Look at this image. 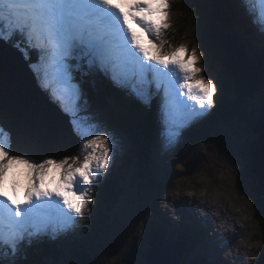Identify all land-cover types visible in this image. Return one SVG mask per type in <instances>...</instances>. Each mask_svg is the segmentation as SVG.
<instances>
[{
    "label": "rangeland",
    "instance_id": "rangeland-1",
    "mask_svg": "<svg viewBox=\"0 0 264 264\" xmlns=\"http://www.w3.org/2000/svg\"><path fill=\"white\" fill-rule=\"evenodd\" d=\"M193 1L195 0H169L167 20L169 26L162 31L160 37V40L164 41L162 51H171L173 48L184 45L187 51L180 52L178 58L187 62L192 48L195 47L199 57L195 66L204 70L202 75L206 79H213L217 83L218 93L215 99L219 101L222 97L221 90L223 92L227 90L226 81L229 80L231 85L233 81L236 85V82L234 76L229 75V68L217 61L211 47L201 40L200 27L185 24L182 8L192 5ZM251 5L252 9L255 7L256 10L261 11V5ZM245 16L248 19L254 17L249 16L248 13ZM260 22L257 19L246 21V26L252 28L250 29L254 38L253 43L256 44L251 47L252 51H256L254 49L264 50V37H261L259 30L254 28ZM131 26L146 43L149 37L144 36L142 28L136 23H132ZM244 30L247 31L246 28ZM255 32L258 36L253 35ZM241 41L244 43V39ZM154 42L159 43L160 41ZM249 53L253 54L251 51ZM77 71H81L82 75ZM73 75L75 77L73 82L80 86L81 96L78 101H74L71 96L65 97L64 106L69 109L66 113L72 120V105L74 102L77 103L79 105L78 115L85 125L86 136L87 126L94 121H99L102 126L122 137L125 148L117 155L115 162L104 174V178L94 187L83 185L81 182V186L88 190L90 202L72 231L61 235L58 239L65 236L86 239L82 245L92 248L90 251L92 250L93 253L85 255L90 264H144L140 253H148L151 249L150 233L159 229L164 231L167 239L177 240L183 235L187 239V248L180 264H193L194 262L196 264H255L261 255V252H258L260 244L262 243L264 247L260 234V227L262 228L264 220V208L263 212L258 211L259 200L264 195L263 191H257L254 188L259 184V180L254 173L251 176L253 166L251 147L257 136L253 132L250 119L255 117L252 120H256L263 116L264 87L250 97L247 105L242 106L241 104L240 107H244V113L242 112L235 118L221 120L204 141L194 143L187 132L190 128L192 130L208 122L212 118L213 111L217 115L224 113L225 110L220 108L221 104L216 108L215 104L203 119L182 128L171 147L165 146L169 127L165 125L161 117L159 109L161 101L160 97H157L158 112L153 116V120L155 121L156 116L158 119L157 123L155 121L156 126L152 127L154 142L150 148L145 149L147 153L145 156L144 152L138 148L135 137L136 130L144 129L145 123L142 121L137 123L134 119L136 114L133 112L130 115L128 109L131 104L132 107L134 105L137 107V109L134 107L136 112L145 113L150 109L151 104L140 103L127 91H118L107 78L90 69L82 60H78L75 66L73 64ZM196 79H199V76ZM106 80L115 90L113 94L121 93V97L126 98L128 107L118 105L115 98L108 100L115 107H106L97 101L105 100L103 98L105 94L99 86L102 88V82L105 85ZM179 81L183 83L182 73L179 74ZM53 85L58 87L55 83ZM183 91L187 92V89ZM186 97L183 98L187 100ZM145 125L147 127V124ZM150 126H152L151 123L147 128L149 129ZM68 150H71L69 156L78 155L82 161L91 149H83L81 141L78 148ZM35 158V162L42 160ZM45 158L60 160L64 157L47 156ZM190 162H200V172L185 174L187 172L185 163ZM115 181L121 186V194L111 205L110 216L102 217L98 212L97 203L102 201L103 189L107 183ZM31 184L48 190L63 189V181L58 170L51 169L40 177L39 174L30 172L25 165L19 164L13 166L7 173L3 190L11 199L23 200L25 190ZM13 186H15V194L12 191ZM107 188L111 187L107 186ZM63 190L71 197L70 192ZM180 200L182 201L179 202ZM188 201V209H182L184 207H181V204ZM231 213L233 218L227 224L226 218L231 216ZM97 215L101 217L97 219ZM92 220H94V228L90 230L88 236L82 234L81 229L83 230L84 225H88ZM219 227H224L223 231L226 234H220L216 229ZM45 239L49 240L45 236L32 245L37 247ZM79 243L81 244V240ZM27 248H33V246ZM23 249L17 255L16 263L26 255ZM78 262L76 259L73 263L79 264Z\"/></svg>",
    "mask_w": 264,
    "mask_h": 264
},
{
    "label": "snow or ice",
    "instance_id": "snow-or-ice-1",
    "mask_svg": "<svg viewBox=\"0 0 264 264\" xmlns=\"http://www.w3.org/2000/svg\"><path fill=\"white\" fill-rule=\"evenodd\" d=\"M240 3L249 16L256 14L249 5H261L259 34L264 37V0ZM169 7V0H0V41L8 43L20 37L26 47L19 41L13 46L26 60H31L28 49L38 51V62L29 67L41 88L65 112L69 111L64 106L65 97L78 101L81 96L80 86L73 82L76 60L86 62L115 88L129 92L142 104L150 105L154 96L160 97L161 117L169 127L165 146L171 147L182 128L203 119L215 106L218 86L195 66L199 61L195 47L187 62L178 58L180 52L187 51L184 45L162 51L164 41L160 37L169 26ZM132 23L149 37L146 43ZM54 83L58 87H53ZM78 113L79 105L74 102L70 133L80 138L83 149H91L82 161L78 155H65L60 160L35 162V157L13 151L11 134L0 125V264L5 260L16 264L22 248L45 236L56 240L71 232L90 202L81 182L94 187L124 150L122 137L99 121L87 126L86 136ZM19 164L40 177L51 169L58 170L63 189L71 197L61 188L48 190L31 184L23 200L11 199L3 190L4 181L9 170ZM12 191L15 194V186Z\"/></svg>",
    "mask_w": 264,
    "mask_h": 264
},
{
    "label": "water",
    "instance_id": "water-1",
    "mask_svg": "<svg viewBox=\"0 0 264 264\" xmlns=\"http://www.w3.org/2000/svg\"><path fill=\"white\" fill-rule=\"evenodd\" d=\"M209 1L213 12L206 26L209 39L224 52L227 66L236 78L237 91L248 99L264 85V62L256 56L247 57L245 48L231 31L229 10L224 1ZM29 64L12 44L0 41V123L11 134L15 152L41 159L70 155L68 149L78 148L81 143L79 137L70 133L71 117L62 109L57 110L56 104L42 91ZM253 132L258 138L251 147L252 168L264 186V117L255 122ZM185 166L186 174L201 170L200 162L185 163ZM151 233V249L147 254L140 253L144 264H180L186 243L179 239L167 240L161 232H154L151 242Z\"/></svg>",
    "mask_w": 264,
    "mask_h": 264
},
{
    "label": "trees",
    "instance_id": "trees-1",
    "mask_svg": "<svg viewBox=\"0 0 264 264\" xmlns=\"http://www.w3.org/2000/svg\"><path fill=\"white\" fill-rule=\"evenodd\" d=\"M226 2L228 3V6L230 8V16L233 20V26H234V24L238 23L237 18L239 17V9L237 7V4L234 3L232 0H226ZM182 11H183L184 19L186 20L185 24L186 25H189V24L197 25L200 27V30L202 32L201 33L202 35H200V37L202 38L201 40L204 42V44L211 47L214 58L227 67L224 52L210 41L209 33L206 29L207 19L210 16V12H211L210 3L207 0H195L193 1L192 5H189L187 8L186 7L182 8ZM237 34H239L238 31H237ZM18 41L21 43V47H26L25 43L22 41L20 37H15L12 41H10V44L14 45ZM28 54L31 57V60H29L30 63L38 62V57H39L38 51L33 50V49H28ZM77 63H78V60L73 61L74 66ZM77 73L82 75L81 71H77ZM226 83H227V86H226L227 90H225L222 93L221 99L219 101H216L217 105L221 104L220 108H223L222 110H225V112L222 113L221 115L214 114L213 112L214 115L212 114L211 116L212 118H210L208 122H206L200 127H197L196 129L194 128L192 130H189V132L187 133H189V136H191V139L194 143L204 141L206 138H208L211 135V133L214 131L215 126L221 120L235 118L239 114H242V112L243 113L245 112L244 107L243 108L240 107L241 103L239 101L235 100V104H234L232 100L233 98L234 99L238 98V97H235V94L237 91L235 85L234 84L231 85L229 80H227ZM102 86H103L102 88L105 90L104 93L106 94L103 97L106 99L102 100V104L104 106L115 107V106H112V104L108 101L110 98L109 96H112L113 98L116 99L115 101L117 102L118 105L122 107L124 106L128 107L126 98L121 97V93H119V95L113 94L114 90L113 89L110 90V88H107V86L104 85L103 82H102ZM244 104H246V101ZM134 107L137 109L135 105ZM134 107H132L130 104L128 113L130 115H132L133 112L134 114H136V118L134 119H136L137 123L142 121L145 124H147V127L149 123L152 124V126H150L149 129L144 124V129H137L135 132L136 134L135 137L137 138V146L141 150V152H144V155L147 156L145 149L150 148L154 142L152 127L154 128L156 126L155 125L156 120L155 121L153 120V116H155L156 114L155 112L158 111V109L156 107L155 101L153 102V105H151L150 109H148V111L145 113H143L142 111L136 112L135 111L136 109ZM146 115L148 117H146ZM238 119H241V118L238 117ZM252 119H254V117L250 119L251 126L253 125L252 122H254V120ZM144 132H146V134ZM147 132H149V134H147ZM253 173L254 172L252 168L251 176H253ZM107 186L111 188L108 189ZM254 188L257 191L258 190L263 191L262 194L264 195V186H262L260 183L255 185ZM103 191L101 190V193L103 192V195H104L103 199L102 201H99L97 203V206L99 208L98 212H100V215L102 217H108V215L110 216L109 211H111L110 209L111 205L116 202V200L119 198L121 194V186L118 184L117 181L108 182L105 188L103 189ZM259 206L260 208L262 207V209L264 208V197H263L262 206L261 205ZM101 216L97 215V219L100 218ZM94 226H95L94 220H92L88 225H84L83 230L81 229V233L88 236L90 230H92ZM261 226L262 228L260 227V231H261L260 234L264 242V221ZM80 240H81V244L79 243ZM85 240L86 239H82L81 237H77V238L73 237L72 239L62 238V239H56V240L45 239L44 241L46 242L43 241L44 243L42 242V244H39L37 247L32 245L33 248H24L25 250L23 249V251L24 253H26V255H24L23 259L16 264H74L73 262H76V259H78L79 264H90V262L85 258V255H87L88 253H91L92 250L90 251V249L92 248L88 246L83 247L82 243H84ZM64 242H68V243H64ZM80 245L82 246L80 249H78ZM258 252H261L260 253L261 255L259 256V258H257V260L255 261V264H262L264 260V247L262 246V243L260 244V249ZM5 264H8L6 260H5Z\"/></svg>",
    "mask_w": 264,
    "mask_h": 264
},
{
    "label": "bare ground",
    "instance_id": "bare-ground-1",
    "mask_svg": "<svg viewBox=\"0 0 264 264\" xmlns=\"http://www.w3.org/2000/svg\"><path fill=\"white\" fill-rule=\"evenodd\" d=\"M252 5H249V7H251ZM253 10H254V13H256L257 12V10H256V8L254 7L253 8ZM245 14H247V12L245 13ZM245 14H244V17L245 18H247L246 16H245ZM255 18H256V15L254 16ZM248 19V18H247ZM257 19V18H256ZM261 20H259V22H260ZM237 33V32H236ZM255 34V36H258V33H254ZM239 35H242V33H240L239 32ZM236 37H237V35H235ZM238 39V38H237ZM247 43V39L246 38H244V44H246ZM243 48H245V45H243ZM247 57H255V55H251V54H247ZM101 77V76H100ZM53 87H54V85H53ZM118 90H120V89H118ZM155 91V90H154ZM46 95L49 97V99H50V101L51 102H53V100H52V98H51V96H50V94L48 93V92H46ZM162 96V95H161ZM187 99H188V97H186ZM154 99V98H153ZM152 99V101H154ZM189 102H192V101H189ZM57 110H61V107H58L57 108ZM190 199V198H189ZM176 201V200H175ZM182 200H180L179 202H181ZM218 203V202H217ZM204 204H205V202H204ZM204 204H201V205H203L204 206ZM188 205H189V201L188 202H185L184 204H181V207H184V208H182V209H188ZM213 207H215V205H212ZM209 206H208V204H207V210L209 211ZM211 211V210H210ZM230 211V210H229ZM230 212H232V211H230ZM232 213H231V216H228L227 218H226V223L227 224H229V222L232 220ZM144 254V253H143Z\"/></svg>",
    "mask_w": 264,
    "mask_h": 264
},
{
    "label": "flooded vegetation",
    "instance_id": "flooded-vegetation-1",
    "mask_svg": "<svg viewBox=\"0 0 264 264\" xmlns=\"http://www.w3.org/2000/svg\"><path fill=\"white\" fill-rule=\"evenodd\" d=\"M230 74H231V73L229 72V75H230ZM231 78H232V76H231ZM233 78H234V77H233ZM233 78H232V80H233ZM232 84H234V81H233ZM235 97H238V98H237V99H234V98L232 99L233 102H234V104H235V100H237V101H239V102L242 104V106L247 105V103H248V99H243L240 95H238L237 91H236ZM237 101H236V102H237ZM245 101H246V104H244ZM243 104H244V105H243ZM262 202H263V198L260 199L259 205L262 206ZM260 203H261V204H260ZM259 211H260V212H263L262 207L259 209ZM262 223H263V222H262Z\"/></svg>",
    "mask_w": 264,
    "mask_h": 264
}]
</instances>
